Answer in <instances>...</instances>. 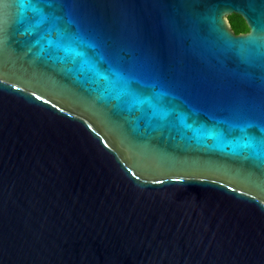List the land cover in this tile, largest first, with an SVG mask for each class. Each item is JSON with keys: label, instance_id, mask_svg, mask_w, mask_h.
<instances>
[{"label": "water", "instance_id": "95a60500", "mask_svg": "<svg viewBox=\"0 0 264 264\" xmlns=\"http://www.w3.org/2000/svg\"><path fill=\"white\" fill-rule=\"evenodd\" d=\"M0 24V264H264V0H0Z\"/></svg>", "mask_w": 264, "mask_h": 264}, {"label": "snow or ice", "instance_id": "6c2138e0", "mask_svg": "<svg viewBox=\"0 0 264 264\" xmlns=\"http://www.w3.org/2000/svg\"><path fill=\"white\" fill-rule=\"evenodd\" d=\"M57 2L59 3H68L69 0H57ZM21 7H25L24 4H21ZM27 7L31 10L32 13L35 14V16L37 17L36 19V27H39L42 24H47L49 25L52 29H58L60 27L61 24V17L57 16L55 14V12H50V13H45V11L40 8L37 7L35 4H28ZM49 7H51V5L49 4ZM0 30H2V24H0ZM65 38H67V32H65ZM76 43L79 46L82 47H91V45H88L85 43V41L83 39L76 41ZM76 56L78 57H83L85 54L83 52H76L75 53ZM101 63H107L109 64V67L107 69H103L104 72H106L107 74H112V75H122V72L120 70H114L111 67V64L109 61H107L105 58L101 57ZM94 71H96L97 73H99L101 71V69L99 68H93ZM105 78H107V76H105ZM253 125L249 124L248 127H252ZM241 132H245L244 128L240 129ZM245 147L248 148H252L254 150V152L256 150H260V154L264 155V139L261 140H257L254 137L248 136L247 134H245Z\"/></svg>", "mask_w": 264, "mask_h": 264}, {"label": "trees", "instance_id": "16d2710c", "mask_svg": "<svg viewBox=\"0 0 264 264\" xmlns=\"http://www.w3.org/2000/svg\"><path fill=\"white\" fill-rule=\"evenodd\" d=\"M231 30L237 34H243L248 32V27L241 16L237 14H231L227 17Z\"/></svg>", "mask_w": 264, "mask_h": 264}]
</instances>
